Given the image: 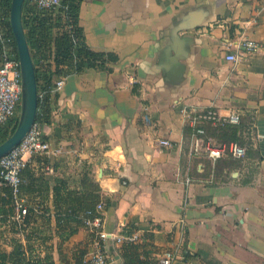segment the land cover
<instances>
[{
  "label": "crops",
  "instance_id": "crops-1",
  "mask_svg": "<svg viewBox=\"0 0 264 264\" xmlns=\"http://www.w3.org/2000/svg\"><path fill=\"white\" fill-rule=\"evenodd\" d=\"M79 18L86 44L119 61L52 91L51 120L40 126L56 152L30 160L23 193L38 234L28 242L13 230L15 214H0V247L11 252L19 239L41 260L81 264L92 233L59 229L55 188L80 190L89 177L101 189L103 229L138 233L151 260L173 249L184 222L174 264H264V51L243 49L246 40L264 46V0H85ZM232 53L242 55L237 64L226 59ZM193 110L240 113L255 167L245 162L217 180L214 165L191 159L184 113ZM122 245L104 243L111 264H125Z\"/></svg>",
  "mask_w": 264,
  "mask_h": 264
},
{
  "label": "trees",
  "instance_id": "trees-1",
  "mask_svg": "<svg viewBox=\"0 0 264 264\" xmlns=\"http://www.w3.org/2000/svg\"><path fill=\"white\" fill-rule=\"evenodd\" d=\"M13 0H0V17L2 35L0 36V66L5 58V51L10 50L9 55L18 60L15 38L10 24V15ZM85 0H61L60 6L54 9H39L31 0H27L24 7L23 22L28 37L29 45L33 55L38 88L40 93L39 111L37 124L49 123L51 120L52 108L50 99L55 87V79L68 77L72 74H81L88 69L105 70L111 72L112 65L118 63L119 58L114 53L96 52L86 44V37L80 25V12L82 3ZM17 120L0 125V145L5 142L14 132ZM211 124H209L210 126ZM247 124L242 121L241 126L227 124L224 127L208 128V136L218 143L239 142L247 148L245 162L255 167L259 161L258 153L254 147L240 140L242 127ZM192 130H189L191 137ZM198 162H205L207 169L214 165L215 177L218 180L225 170L230 172L242 167L243 160H232L225 157L215 164L206 157L196 159ZM29 165L23 171L21 196L28 192L27 172ZM252 176L246 181L250 185ZM24 193V194H23ZM56 193V216L59 229L73 227L74 234L80 228H86L85 220H94L101 216L97 213V206L102 202L101 189L98 183L85 177L80 190H70L60 181L55 188ZM0 214L14 216L15 207L13 192L10 187H1ZM28 214L23 224L13 223L14 232L27 233V240L30 242L37 234V230H30V222L34 218V207L26 203ZM108 203V207H109ZM2 207V208H1ZM91 212L90 215H87ZM17 228V229H16ZM132 234V232H129ZM94 238V235L92 234ZM11 252L0 247V264H54L50 257L41 260L33 254V249L28 243L26 246L19 239L12 240ZM146 244L124 242L122 254L125 264H158V261L151 260V252H147Z\"/></svg>",
  "mask_w": 264,
  "mask_h": 264
},
{
  "label": "built area",
  "instance_id": "built-area-1",
  "mask_svg": "<svg viewBox=\"0 0 264 264\" xmlns=\"http://www.w3.org/2000/svg\"><path fill=\"white\" fill-rule=\"evenodd\" d=\"M39 9H54L61 4V0H31ZM0 17V36L2 35ZM245 54H259L264 51V46L253 40H246L243 43ZM10 50L5 51V58L0 66V125L7 124L13 120H19L22 82L19 60L9 55ZM242 55L228 54L226 59L237 64ZM65 78H59L55 84L53 91H59L64 87ZM41 96V95H40ZM184 118L192 127L190 139V149L188 155L191 159H199L206 157L215 164L217 161L229 157L232 160H243L247 155V148L239 142L218 143L208 136L206 125L211 124L213 127H224L227 124L241 126V114L232 112L228 116L221 118L216 111H186ZM148 123L151 119L145 118ZM242 135L247 136V140H253L255 136L254 127L244 130ZM160 145L172 148L170 141L163 140ZM51 145L44 141L43 132L39 124H35L28 133L22 143L10 152L7 156L0 160V188L10 187L13 192V200L15 207L14 221L23 224L25 216L28 214L27 201L21 196L22 174L30 163V160L37 156H45L55 153ZM52 171V169H49ZM190 183V180L187 181ZM105 209L104 202H100L97 206V213L101 216L94 220H85L86 226L94 235L92 250L82 261L81 264H111V259L103 249L104 243L108 240H114L118 244L124 242H140L138 233L117 234L107 232L103 229V211ZM88 212L87 215H90ZM186 224L181 222L178 226L177 240L173 249L163 253L158 264H174L182 254L185 244Z\"/></svg>",
  "mask_w": 264,
  "mask_h": 264
},
{
  "label": "water",
  "instance_id": "water-1",
  "mask_svg": "<svg viewBox=\"0 0 264 264\" xmlns=\"http://www.w3.org/2000/svg\"><path fill=\"white\" fill-rule=\"evenodd\" d=\"M27 0H13L10 24L15 38L20 63L22 94L20 115L13 134L0 145V160L16 149L36 124L39 111L40 93L37 73L28 37L25 31L23 14Z\"/></svg>",
  "mask_w": 264,
  "mask_h": 264
}]
</instances>
